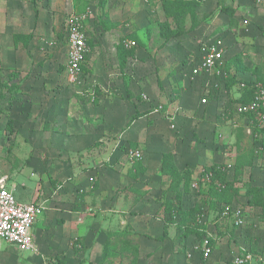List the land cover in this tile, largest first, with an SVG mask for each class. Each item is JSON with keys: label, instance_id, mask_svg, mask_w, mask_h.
<instances>
[{"label": "rangeland", "instance_id": "obj_1", "mask_svg": "<svg viewBox=\"0 0 264 264\" xmlns=\"http://www.w3.org/2000/svg\"><path fill=\"white\" fill-rule=\"evenodd\" d=\"M75 1L65 0L59 12L47 10V23L55 14L59 16L58 22H51L55 29L47 43L51 54L43 55L44 61L49 55L53 61L46 72L36 73L34 81L55 84L50 83L48 90L34 86L33 91L17 86L11 90L15 95L11 102L4 101L5 107L15 106L17 110L1 113L0 175L10 173L21 185L31 170H44L49 191L60 185L58 195L66 198L60 205L66 212L82 210L86 227L96 222L104 226L107 220L110 224L115 220L113 227H121L119 219H113V211L117 216L139 217L146 209L151 210L156 223L166 230L174 229L177 243L169 251L177 254L185 251V224L180 215L169 222L167 210L198 211L200 207L199 227L213 238L207 241L211 256H201L204 243L199 237L188 238L193 240V251L201 264H234L243 250L253 253L254 264H264L263 210L247 205L250 188L264 189V148H259L251 136L250 119L235 114L241 83L233 84V78L245 81L243 75L254 80L252 72L264 80V39L259 32L264 28V5L256 0H184L188 5L181 8L184 34L175 36L178 30L174 21L165 17L161 8L165 0H126L122 6L121 0L114 4L104 0L103 5L99 0H79L87 4L83 12L76 11ZM108 5L115 13L125 9L123 22L109 20L105 13ZM224 9L234 15L229 18ZM87 12L86 66L84 75L73 85L62 74L67 62L66 20ZM216 39L225 47L221 73L190 77V63L196 61L204 44ZM123 40L133 41L135 47L121 66L117 46ZM235 55L241 56L247 73L236 74ZM43 62L41 57L34 60L35 66ZM20 73L18 80L23 84L25 75ZM66 141H75L76 150L63 153L61 148H54L63 147ZM173 149L188 152L186 167L180 155L174 158L175 163L179 160V171L187 168L191 173L188 187L178 186L161 172L162 156ZM129 150H139L141 159L131 160ZM86 161L92 164L86 165ZM211 168L218 174L214 183L207 185L202 180ZM38 177L32 181H39ZM76 182H85L87 187L80 190L83 186ZM31 185L29 182L27 189ZM215 185H224L227 194L233 195L232 209L241 211L243 227H235L231 217H217L211 208L213 203L220 204L219 197L211 195ZM112 196L115 205L105 206ZM205 201L210 206L206 207ZM60 224L54 220L52 228L56 230ZM126 229L131 230L129 224ZM83 232L69 240L71 256L63 260L65 263L89 264L93 258ZM123 239L127 237L114 238L121 252L108 256L109 264H137L132 248L122 252ZM33 254L0 241V264L62 261L53 251L39 257ZM79 255L85 258L80 260Z\"/></svg>", "mask_w": 264, "mask_h": 264}, {"label": "crops", "instance_id": "obj_2", "mask_svg": "<svg viewBox=\"0 0 264 264\" xmlns=\"http://www.w3.org/2000/svg\"><path fill=\"white\" fill-rule=\"evenodd\" d=\"M111 1L112 4L119 3L116 0ZM125 1L126 0H121V6ZM64 3L65 0H0V117H2L1 113L5 109H7L8 112L17 110L15 106L11 107L9 105L5 107L4 105L5 100L11 102V97L15 96L13 93H11L13 88L17 89V86H19L21 89L24 87L25 89H31V91H33L34 86H36L37 90H48L50 83L55 84L54 82L48 81L35 83L34 77L37 72H46L49 68L50 62L53 61L50 55V58L49 56L45 57L46 61H44L43 55L44 53L48 54L47 52H50L49 54H51V49H48L47 45L49 42V36L51 35L50 31H53L54 29L53 26H51V22H53V24L58 22L59 16L58 14H55V19L47 23V10L52 9L56 12H59L60 7H63ZM75 4L77 7L76 11L79 12H83L87 5L85 2H81L79 0L75 1ZM262 5H264V3H262ZM119 11V13L109 11L108 5L105 13H107L110 21H112L114 24H117L124 21L122 19V15L125 14V9L122 8V11ZM108 13H112L115 15V17L113 18V15ZM261 17H264V15L262 14ZM15 35H31V39H21L15 43ZM39 57H41L42 62H44L41 64V66H35L34 60L35 58ZM197 61L198 57L194 62ZM19 72H23L25 75V82L23 84L18 80ZM10 74L15 75L17 78L11 81L9 78ZM62 74L65 79V68ZM199 77L205 78V76ZM242 78H244L245 81H249L248 76L243 75ZM8 118L12 119L13 117L12 115H9ZM65 143L66 145H63V147L57 145L54 148H61V152L63 153L70 150H76V146H74L75 141H66ZM170 153L174 154L175 159H178L176 156L177 154L178 156L180 155V157L185 161L183 167H186V164L189 163L188 152L181 153L173 149V151ZM178 163L179 160H177V163H175L177 168H181L178 166ZM85 164L91 165L92 161H86ZM55 168L58 169V167ZM36 175L39 176V181H32V178ZM0 177L6 179L7 189L14 195L18 202L25 204L40 202L44 205L45 209L37 218L31 231L36 249V253L34 254H36L35 256L37 257H39V255H48L53 251L55 254L61 255L62 260L68 261L69 257L71 256V251L69 250L68 244L69 240L77 239L84 230L83 236L85 238V245L90 250H92L93 254V258L89 261V264L100 263L102 258L101 252L105 244H113L115 247H117V243L114 242V238L117 237H127V239H123L120 242V244L127 242L129 246L126 248L131 249L134 246H137V264H201L198 261L199 257L197 253L193 251L194 247L191 237L184 240V244H186V246L183 248L185 250L184 254L170 252L172 250L169 251V249L171 247H175V243H177L175 231L172 228L166 230L161 224L156 223L151 210L146 209L145 212L141 213L139 216L140 219H137L139 218L138 215L133 214L132 216H130V214L125 216L126 214L122 213L124 217L117 216L118 212L113 211L114 213L112 214H116L113 215V219L118 218V224L123 225L121 227H113V221L115 220L111 222L112 224H110V220H107L104 226L99 222H96L92 223L91 225H87L86 227L83 226L84 220L82 219V210L66 212V210L63 209V205H60L59 202H64L66 200L63 195H58L62 188L60 185L55 191H49V177L48 174L44 172V170L42 173L31 170V175L28 177L29 179L26 178L25 183L21 185H17V183L12 180L10 173H3L0 175ZM28 181L33 183V185H31V189H27V185L29 183ZM76 185L83 186L82 188H79L80 190H83L87 187L85 182L82 184L76 182ZM96 193L97 191L92 193V195H95ZM115 199L116 198H113L112 196L106 200L105 206L108 204L114 206L116 203ZM54 220H59V223H61L58 228L56 226V230L52 228ZM127 224L130 225L131 230L126 229ZM123 231L128 234L125 233L124 236H118ZM179 254L182 255V259H180ZM78 257L80 260L85 258L82 255H79Z\"/></svg>", "mask_w": 264, "mask_h": 264}, {"label": "built area", "instance_id": "obj_3", "mask_svg": "<svg viewBox=\"0 0 264 264\" xmlns=\"http://www.w3.org/2000/svg\"><path fill=\"white\" fill-rule=\"evenodd\" d=\"M256 2L262 4L264 0H256ZM87 15L88 12L80 15H70L66 20L67 62L65 65V78L68 83L73 85L79 82L81 66L88 53L85 31ZM133 46V42L126 43L127 48ZM224 51V43L221 40L216 39L214 42L204 44L200 50L198 61L190 64V77L219 75ZM234 110L238 116L251 117L249 120L251 130H264V86L257 84L251 100L244 104H237ZM256 137L257 135H255ZM127 154L131 160L141 159L139 150H129ZM210 177L211 175H207L202 181L208 182ZM44 209L43 203L40 202L29 204L18 202L7 189L6 179L0 177V241L16 247L20 252L36 253L31 231ZM225 215H227V212ZM232 218L236 227L241 228L245 225L240 210H232ZM207 241L204 238L202 254L205 259L211 255V248ZM233 263L254 264L255 259L252 254L245 252L237 255Z\"/></svg>", "mask_w": 264, "mask_h": 264}, {"label": "trees", "instance_id": "obj_4", "mask_svg": "<svg viewBox=\"0 0 264 264\" xmlns=\"http://www.w3.org/2000/svg\"><path fill=\"white\" fill-rule=\"evenodd\" d=\"M99 2H100V5H103L104 0H99ZM184 6L185 7L188 6L186 1H184V0H175V1L165 0L161 4V8H162V11L164 13V16L171 18L174 21L176 29L178 30L175 33V36L176 35L181 36L184 34V29H183L184 25H183V21L181 18V13H182L181 8H183ZM224 11L226 13H228L229 18L234 15V12L232 10L224 9ZM259 32H260V36L262 38H264V28H261L259 30ZM21 39L30 40L31 35H28V36L15 35L14 36V42L15 43H16V41L21 40ZM128 42H133V41L123 40L117 46V59H118L119 64L121 66H123L124 63L126 62V60L130 56H132V53H130V50H132V48L135 47V43L133 42L134 46L127 48L126 43H128ZM88 43H89V41L87 40L86 44H88ZM65 44L67 45L66 38H65ZM86 57H87V55L85 56L84 63L81 66V76L84 75V70H85L84 68L86 66L85 65ZM232 61H234V63H235L236 74H244V73H247L249 71V69L247 67L242 66L240 55H235L232 58ZM223 66H224V60L222 62L220 70H221V68H223ZM189 75H190V71H189ZM252 75L254 76V80H249V81H242V80L235 81V79L233 78V82H234L233 84H238L237 82H240L242 85V88H241V85L238 88L239 91H241V93H240L239 98L237 100V104H244V103L249 102L254 95L255 86L257 84L264 86V80H261V78L257 72H256V74L254 72H252ZM9 78L12 81V80L16 79L17 77L15 75L10 74ZM12 97H14V96H12ZM246 117H248V116H246ZM248 119H251V117H248ZM12 130L13 129H10L9 132L12 133ZM14 133L15 132L13 130V134ZM255 135H257L256 138H255ZM251 136L256 140V142L259 143V148H261V146L264 148V130H258V129L252 130ZM139 160H134V161H139ZM161 172L163 175H166V176L168 175L171 180L177 181L178 186L182 185L183 187H188V185L190 183L189 182L190 177H191L190 171L187 168L183 169L182 171H179V169L176 167V164L174 162V154L173 153H165L162 156ZM217 174H218V172L215 169L211 168L210 170L206 171V173L203 177V179H204L207 175H211L210 180L208 182H203V181L202 182L206 183V184L208 183L207 185H209L210 183L211 184L214 183L215 178L217 177ZM210 190H213V189H210ZM227 190L228 189L226 187H224V185H220V186H216L214 188L213 193L211 194L213 197H216V198L219 197V199H220V204L213 203L211 208L216 212L217 217L222 218V219H227L229 217L232 218L233 195L227 194ZM205 205H206V207L210 206L209 201L208 202L205 201ZM247 205H250L252 208H257V209L263 210L262 215H264V189L261 187L250 188V190L248 191V195H247ZM203 208H205V207H203ZM201 210H202V208H200V207L198 208V211H197V209H193V210L191 209L189 211L184 210L181 212H177L176 210L169 209V211L167 210V217L169 218V222H172L173 220H175L177 218L178 215H180V221H183L185 224V226H184L185 237L187 236V238H188L190 235H196L197 237H199L200 240H202V243H203L204 238L207 239L208 241L213 240V238L211 237V235L207 234L206 232H203V230L199 227L200 217L198 216V213ZM191 212H193V213L197 212V214L193 215V214H191ZM226 212H227V215H225ZM233 223H234V221H233ZM238 228H240V227H238ZM125 233L126 232L123 231L118 236H124ZM126 234H128V233H126ZM128 246H129V244L127 242H125L124 244H120V247L125 249L122 252H127V250L129 248H126V247H128ZM210 248H211V246H210ZM119 252H121L119 245L117 247H115L113 244H110V245L105 244V246L102 250V258L100 260V264H109V262L107 261V257L112 256L114 254H119ZM132 252H133L132 254L135 257V263H136L137 258H138L137 246H134L132 248ZM245 252L250 253L253 256V253L250 250L242 251V253H245ZM211 254H212V248H211ZM201 256L203 257L202 251H201ZM56 264H68V263H65V261H63V260L62 261L59 260L56 262Z\"/></svg>", "mask_w": 264, "mask_h": 264}]
</instances>
